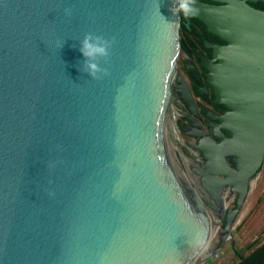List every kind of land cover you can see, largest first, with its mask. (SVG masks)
<instances>
[{"label":"water","instance_id":"obj_1","mask_svg":"<svg viewBox=\"0 0 264 264\" xmlns=\"http://www.w3.org/2000/svg\"><path fill=\"white\" fill-rule=\"evenodd\" d=\"M215 1L196 17L227 43L207 81L230 112L196 189L168 134L174 0H0V264H196L231 236L264 168V13ZM87 33L112 41L97 79Z\"/></svg>","mask_w":264,"mask_h":264},{"label":"flooded vegetation","instance_id":"obj_2","mask_svg":"<svg viewBox=\"0 0 264 264\" xmlns=\"http://www.w3.org/2000/svg\"><path fill=\"white\" fill-rule=\"evenodd\" d=\"M241 1L250 8L264 13V0ZM197 2L213 6L224 4L215 0H197ZM177 32L179 49L175 78L170 83L167 101L166 116L170 124L168 134H177L184 142L183 150L190 161L188 180L197 189L200 186L199 182L202 180L204 184L205 181L204 176L199 175L204 171L201 165L205 161L197 149L198 144L203 143L205 146L206 140H212L218 144L221 135L227 136L226 132L219 128L217 117H224L230 111L224 105L213 101V89L207 81L208 67L217 63L214 48L224 47L227 43L209 32L196 16L186 19L181 14ZM225 163L232 170L231 156L225 157ZM215 177L222 178L218 175ZM215 189L213 192L216 191ZM223 201L225 207L226 202H230L229 208H231L233 194L224 196Z\"/></svg>","mask_w":264,"mask_h":264},{"label":"rangeland","instance_id":"obj_3","mask_svg":"<svg viewBox=\"0 0 264 264\" xmlns=\"http://www.w3.org/2000/svg\"><path fill=\"white\" fill-rule=\"evenodd\" d=\"M255 242V247L264 243V168L255 194L231 228V236L216 253H211L217 240L196 264H232L238 258L237 250Z\"/></svg>","mask_w":264,"mask_h":264},{"label":"clouds","instance_id":"obj_4","mask_svg":"<svg viewBox=\"0 0 264 264\" xmlns=\"http://www.w3.org/2000/svg\"><path fill=\"white\" fill-rule=\"evenodd\" d=\"M197 0H174L175 6L171 9L173 15L177 17L175 22L170 24L178 26L179 16L190 19L199 14L200 9L196 7ZM70 14V9L65 10ZM112 41L106 40L101 36L87 33L80 42L79 51L84 58L85 70L94 79L99 78L98 74L107 75V70L102 69L96 62L97 58H107Z\"/></svg>","mask_w":264,"mask_h":264},{"label":"trees","instance_id":"obj_5","mask_svg":"<svg viewBox=\"0 0 264 264\" xmlns=\"http://www.w3.org/2000/svg\"><path fill=\"white\" fill-rule=\"evenodd\" d=\"M257 242L237 250V260L232 264H264V243L255 247Z\"/></svg>","mask_w":264,"mask_h":264}]
</instances>
